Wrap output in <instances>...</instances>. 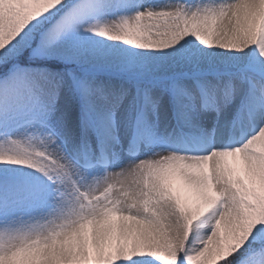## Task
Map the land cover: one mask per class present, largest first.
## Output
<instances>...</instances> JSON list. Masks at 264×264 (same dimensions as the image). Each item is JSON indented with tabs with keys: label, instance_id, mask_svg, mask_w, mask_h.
<instances>
[{
	"label": "snow or ice",
	"instance_id": "1",
	"mask_svg": "<svg viewBox=\"0 0 264 264\" xmlns=\"http://www.w3.org/2000/svg\"><path fill=\"white\" fill-rule=\"evenodd\" d=\"M0 264H264V0H0Z\"/></svg>",
	"mask_w": 264,
	"mask_h": 264
},
{
	"label": "rangeland",
	"instance_id": "2",
	"mask_svg": "<svg viewBox=\"0 0 264 264\" xmlns=\"http://www.w3.org/2000/svg\"><path fill=\"white\" fill-rule=\"evenodd\" d=\"M164 1H167V0H144V3H145V5L151 4V5L155 6L156 4H159V3L164 2ZM34 61H38V63L33 62L31 64L21 65V67L25 71L34 72V71H40V70L47 69V64L52 63V62L63 63V61L58 60L55 57H35ZM51 71H56V70L51 69Z\"/></svg>",
	"mask_w": 264,
	"mask_h": 264
},
{
	"label": "bare ground",
	"instance_id": "3",
	"mask_svg": "<svg viewBox=\"0 0 264 264\" xmlns=\"http://www.w3.org/2000/svg\"><path fill=\"white\" fill-rule=\"evenodd\" d=\"M167 1H164V2H161V3H159V4H164V3H166Z\"/></svg>",
	"mask_w": 264,
	"mask_h": 264
}]
</instances>
